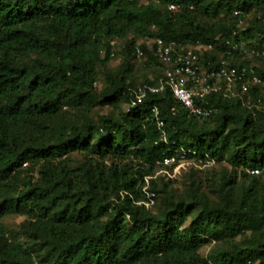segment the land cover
Instances as JSON below:
<instances>
[{
  "label": "trees",
  "instance_id": "trees-1",
  "mask_svg": "<svg viewBox=\"0 0 264 264\" xmlns=\"http://www.w3.org/2000/svg\"><path fill=\"white\" fill-rule=\"evenodd\" d=\"M127 34L121 67L98 89L110 41ZM155 36L211 44L212 60L239 58L247 43L261 83L243 100L213 96L204 118L168 87L128 107L131 89L165 68ZM136 47L156 78L132 80ZM263 85L264 0H0V219H34L23 223L25 245L0 222V264H264V110L244 101ZM118 103L126 107L92 116ZM181 148L228 167L207 190L193 178L177 196L157 175V210L136 204L144 176ZM72 152L83 155L76 166ZM208 236L225 243L203 257Z\"/></svg>",
  "mask_w": 264,
  "mask_h": 264
},
{
  "label": "built area",
  "instance_id": "built-area-1",
  "mask_svg": "<svg viewBox=\"0 0 264 264\" xmlns=\"http://www.w3.org/2000/svg\"><path fill=\"white\" fill-rule=\"evenodd\" d=\"M169 7L173 8V5ZM150 41L153 53L165 68L154 83L137 85L131 89L128 107L141 103L149 93H156L168 87L179 107L187 115L204 118L215 109L210 102L213 96L240 97L243 100L244 94L261 83L253 66L236 65L232 60L234 56L205 59V52H209L212 48L211 44L185 45L158 36ZM135 52L137 57L143 55V50L139 47H136ZM154 110L156 112V108ZM171 110L176 111L178 108L172 106ZM158 124L160 125L161 122ZM181 150L183 152L179 159L175 156H164L156 163L154 172L144 176L141 187L142 197L136 201V204L148 207L155 205V193L149 186L151 178L157 175L171 178L186 164L203 169L216 163L215 159L207 154L186 158L185 149L181 148ZM192 153L195 154V151ZM250 172L258 173L259 169H252ZM119 195L123 197L124 192L120 191Z\"/></svg>",
  "mask_w": 264,
  "mask_h": 264
},
{
  "label": "rangeland",
  "instance_id": "rangeland-1",
  "mask_svg": "<svg viewBox=\"0 0 264 264\" xmlns=\"http://www.w3.org/2000/svg\"><path fill=\"white\" fill-rule=\"evenodd\" d=\"M144 1V0H141ZM130 34H127L125 37L122 38H116L112 39L110 41V50L113 51V55L111 58L103 65H100L98 67V80L96 81L95 85L99 89L104 85V76L108 72L115 73L119 70L121 67V63L125 57L124 52V45L126 38H129ZM138 41H140L138 39ZM241 55L240 57H234L232 60L234 62H238L239 59H246L249 61V65L254 66L257 64V56L259 57L257 50H253L250 45L246 43L241 44ZM129 61L132 64V72H131V78L135 82H139L144 80L145 78L148 79H154L156 78V73H154L144 62V59L138 58V57H132L129 59ZM159 77V76H158ZM157 79V78H156ZM245 103H247L250 107H254L257 110H264V85L261 87L260 91V97L253 99L250 98L248 100L245 99ZM126 106L122 103H118L116 106H110V105H104V106H98L94 108L92 116L96 117V115L108 113L110 111H116L117 109L125 108ZM70 164L72 166H76L79 162L83 160V155L79 152H72L69 154ZM109 161V160H107ZM223 167H228V164L225 161H222L218 163L217 165L205 167L203 169H199L195 167L192 164H186L184 168H181L180 171L175 174V176L171 177L170 180L167 179V188L170 189L175 196L179 195L184 191L185 186L193 179L201 182V186L203 189L207 190L211 183L213 182L212 173L215 174V176L218 175V173L222 170ZM37 168V166H36ZM36 176V173H34ZM264 181V177H263ZM153 211L157 210V205H154L151 208ZM27 220H31V222L34 221L33 218L28 217L27 214H18V213H9L3 216L0 219L1 224L5 228L6 232L9 235L16 236L23 245L26 243V234L24 232L23 223ZM248 235H238L236 236L237 239L241 240L246 238ZM209 242L202 246L200 248V254L203 257L207 256V252L210 249H216L220 246V244L225 243L222 239V241L218 242L214 238L208 236Z\"/></svg>",
  "mask_w": 264,
  "mask_h": 264
}]
</instances>
